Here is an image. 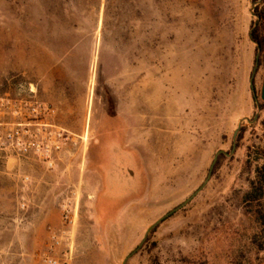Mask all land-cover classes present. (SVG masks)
Returning <instances> with one entry per match:
<instances>
[{
	"label": "rangeland",
	"instance_id": "rangeland-1",
	"mask_svg": "<svg viewBox=\"0 0 264 264\" xmlns=\"http://www.w3.org/2000/svg\"><path fill=\"white\" fill-rule=\"evenodd\" d=\"M102 11L0 0V97L72 139L53 170L0 151V264H39L51 232L70 264H122L220 150L126 264L264 263V0H119L105 27Z\"/></svg>",
	"mask_w": 264,
	"mask_h": 264
},
{
	"label": "built area",
	"instance_id": "built-area-1",
	"mask_svg": "<svg viewBox=\"0 0 264 264\" xmlns=\"http://www.w3.org/2000/svg\"><path fill=\"white\" fill-rule=\"evenodd\" d=\"M45 107L25 100L0 97V151L5 158L36 162L53 170L67 146L71 135L48 120ZM64 217L63 223H71ZM58 232H51L45 253L39 264H70V248H63Z\"/></svg>",
	"mask_w": 264,
	"mask_h": 264
},
{
	"label": "trees",
	"instance_id": "trees-1",
	"mask_svg": "<svg viewBox=\"0 0 264 264\" xmlns=\"http://www.w3.org/2000/svg\"><path fill=\"white\" fill-rule=\"evenodd\" d=\"M76 7L80 5H87L90 8L92 14H98L100 11L101 4H103V13H102V23L103 26H107L117 21L119 18V0H72ZM85 2V3H84ZM252 39L261 46V40L258 33L254 30L251 33ZM259 186L258 188L252 191V198H257L262 195V191L264 189V173L259 177ZM251 195V194H250ZM262 221L264 224V213L262 215Z\"/></svg>",
	"mask_w": 264,
	"mask_h": 264
},
{
	"label": "water",
	"instance_id": "water-1",
	"mask_svg": "<svg viewBox=\"0 0 264 264\" xmlns=\"http://www.w3.org/2000/svg\"><path fill=\"white\" fill-rule=\"evenodd\" d=\"M257 68H258V55L255 58V62H254V68L252 70L251 76H250V81H249V85H250V90L253 93L254 92V85H253V80L255 77V74L257 72ZM261 100L264 101V78H263V83H262V89H261ZM237 131L234 134V137L236 135ZM231 153V152H230ZM226 156L228 157L230 154L227 152H224L222 150L216 152V154L214 155L213 161L211 162V165L209 167L207 176L203 182V184L191 195L189 196L184 202H182L180 205H178L176 208H174L173 210H171L170 212H168L165 216H163L161 219H159L157 222H155L152 226H150L147 231L145 232L143 239L141 240L140 244L130 253L128 254V256H126V258L124 259V261L122 262V264H126L127 260L132 257L134 254H136L141 247L143 246V244L146 241V238L148 236V234L158 225L160 224L163 220H165L166 218L170 217L173 213L179 211L181 208H183L185 205H187L197 194H199L204 187L206 186V184L209 182L211 176H212V172L214 169V166L219 158V156Z\"/></svg>",
	"mask_w": 264,
	"mask_h": 264
},
{
	"label": "crops",
	"instance_id": "crops-1",
	"mask_svg": "<svg viewBox=\"0 0 264 264\" xmlns=\"http://www.w3.org/2000/svg\"><path fill=\"white\" fill-rule=\"evenodd\" d=\"M262 264H264V263H262Z\"/></svg>",
	"mask_w": 264,
	"mask_h": 264
}]
</instances>
